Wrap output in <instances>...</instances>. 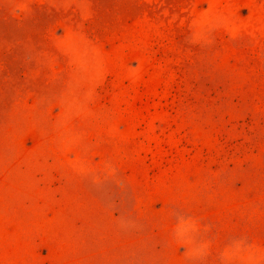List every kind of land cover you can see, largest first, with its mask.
Returning a JSON list of instances; mask_svg holds the SVG:
<instances>
[{
	"label": "rangeland",
	"instance_id": "obj_1",
	"mask_svg": "<svg viewBox=\"0 0 264 264\" xmlns=\"http://www.w3.org/2000/svg\"><path fill=\"white\" fill-rule=\"evenodd\" d=\"M0 264H264V0H0Z\"/></svg>",
	"mask_w": 264,
	"mask_h": 264
}]
</instances>
